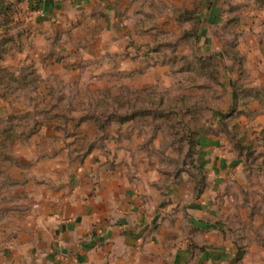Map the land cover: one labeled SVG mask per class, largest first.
<instances>
[{"label": "rangeland", "instance_id": "1", "mask_svg": "<svg viewBox=\"0 0 264 264\" xmlns=\"http://www.w3.org/2000/svg\"><path fill=\"white\" fill-rule=\"evenodd\" d=\"M37 1L0 0V224L37 155L99 150L114 168L121 152L175 177L197 171L198 138H220L242 183L225 186L216 236L189 244L187 264H264V66L250 49L264 43V0H114L112 24L106 3L69 0L45 49L30 33Z\"/></svg>", "mask_w": 264, "mask_h": 264}, {"label": "crops", "instance_id": "2", "mask_svg": "<svg viewBox=\"0 0 264 264\" xmlns=\"http://www.w3.org/2000/svg\"><path fill=\"white\" fill-rule=\"evenodd\" d=\"M67 1H37L30 33L42 49L53 29L65 23ZM95 1L96 6L107 4L108 21L115 22L114 0ZM258 16L264 19V8ZM250 46L255 64L263 67L264 43ZM221 140L198 138L197 171L175 177L148 159L133 166L121 152L113 159L120 164L114 168L99 150L82 161L69 158L66 150L49 159L37 155L25 184L10 192L21 196L0 224V264H187L189 244L209 243L216 236L212 225L224 219L230 203L222 192L225 186L242 183L238 160ZM30 143L36 146L34 140ZM199 179L203 188L196 196ZM231 249L224 245L216 259L223 262ZM214 252L202 248L199 259L213 262Z\"/></svg>", "mask_w": 264, "mask_h": 264}]
</instances>
